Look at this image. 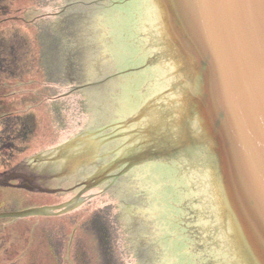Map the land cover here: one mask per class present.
I'll use <instances>...</instances> for the list:
<instances>
[{
  "label": "water",
  "instance_id": "obj_1",
  "mask_svg": "<svg viewBox=\"0 0 264 264\" xmlns=\"http://www.w3.org/2000/svg\"><path fill=\"white\" fill-rule=\"evenodd\" d=\"M27 4L48 54L67 56L57 42L73 34L83 84L72 101L64 70L43 72V95L22 103L41 102L54 130H85L55 164L28 168L56 174L52 189L87 177L90 192L81 208L80 196L53 197L0 218L92 222L109 264H264V0Z\"/></svg>",
  "mask_w": 264,
  "mask_h": 264
},
{
  "label": "flooded vegetation",
  "instance_id": "obj_2",
  "mask_svg": "<svg viewBox=\"0 0 264 264\" xmlns=\"http://www.w3.org/2000/svg\"><path fill=\"white\" fill-rule=\"evenodd\" d=\"M31 1L0 0V177L6 179L0 188L40 193L57 199L70 196L68 200H72L80 196L84 202L82 206H84L89 197V192L84 193L86 188L84 183L87 182V177H80V182L76 184L75 189L60 187L56 189L63 191L53 193L52 191L56 189L50 188L49 184L57 181L54 180L57 175H50L47 172L37 173L32 171V168H28L30 164H55L53 161L57 159L54 152L57 148L85 131L82 128L75 131L74 126L69 124L67 127L54 130L52 120L39 111L41 102L39 104L34 101L20 102L22 97H25L27 90H17L18 86L33 84L35 87L36 78H41L43 72L50 75L64 70L63 72L71 82L68 84V88L71 91L70 94L72 93V101L75 92L82 88L81 84H83V81H76L75 78L77 76L75 74L81 66L79 62L82 59L81 53H79L80 60L75 63L78 54L73 34L59 33L64 37L63 39L59 38L61 42L57 43L70 49L67 56L61 55L56 48L52 51L55 44H51L48 54L43 41L40 38L36 39V35H38L36 32L40 31L42 23L38 21L31 23L25 17L30 9V5L28 6L27 3L30 4ZM39 20L43 19L39 18ZM30 26L34 27V31L30 29ZM57 26L56 23V29ZM66 26V23L65 27L63 23L62 29L64 30ZM36 97L35 92L33 98ZM54 102L56 101H50L52 105ZM84 120V117L80 119L78 125L81 124L83 127ZM57 163L67 164L66 160H63L62 163L57 161ZM104 187L107 188L106 185L99 188L105 190ZM2 194L0 193V195ZM103 231L104 229H102ZM1 243L2 240H0ZM44 246L51 257H56V264H60L51 241L46 240ZM59 256L62 258L63 264L73 262L70 248ZM29 258V264H35L40 260L36 253H33Z\"/></svg>",
  "mask_w": 264,
  "mask_h": 264
},
{
  "label": "rangeland",
  "instance_id": "obj_3",
  "mask_svg": "<svg viewBox=\"0 0 264 264\" xmlns=\"http://www.w3.org/2000/svg\"><path fill=\"white\" fill-rule=\"evenodd\" d=\"M17 90H27L25 97L30 92L43 95L40 87H33V84L20 85ZM0 193H3L0 195L2 213L51 207L53 204L52 196L40 193L3 188ZM0 228V264H29L33 253L40 258L35 264H56V257H51L44 246L46 240L51 241L60 264L63 261L59 254L68 248L73 261L69 264H109L108 241L92 222L61 216L6 217L0 218Z\"/></svg>",
  "mask_w": 264,
  "mask_h": 264
}]
</instances>
